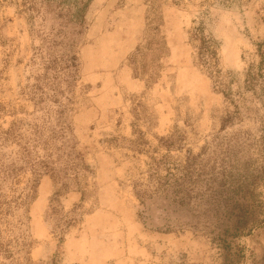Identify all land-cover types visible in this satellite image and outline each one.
Listing matches in <instances>:
<instances>
[{"label":"rangeland","instance_id":"1","mask_svg":"<svg viewBox=\"0 0 264 264\" xmlns=\"http://www.w3.org/2000/svg\"><path fill=\"white\" fill-rule=\"evenodd\" d=\"M0 264H264V0H0Z\"/></svg>","mask_w":264,"mask_h":264},{"label":"trees","instance_id":"2","mask_svg":"<svg viewBox=\"0 0 264 264\" xmlns=\"http://www.w3.org/2000/svg\"><path fill=\"white\" fill-rule=\"evenodd\" d=\"M85 1L91 2L93 0H80L82 5H85ZM194 40L200 43L198 49V60L202 65H208L214 67L218 64V52L215 42L208 39L203 35L202 30H196L194 34Z\"/></svg>","mask_w":264,"mask_h":264}]
</instances>
